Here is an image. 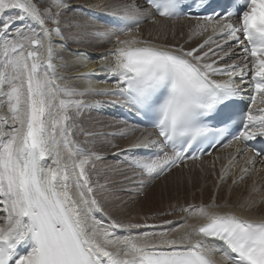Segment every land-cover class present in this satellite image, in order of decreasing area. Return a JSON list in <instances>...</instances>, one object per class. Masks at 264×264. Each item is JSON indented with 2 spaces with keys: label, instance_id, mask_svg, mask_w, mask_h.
<instances>
[{
  "label": "snow or ice",
  "instance_id": "6c2138e0",
  "mask_svg": "<svg viewBox=\"0 0 264 264\" xmlns=\"http://www.w3.org/2000/svg\"><path fill=\"white\" fill-rule=\"evenodd\" d=\"M213 3L113 4L103 32L78 34L112 43L99 57L106 61L99 82L112 86L97 88L89 80L81 88L54 63L57 48H66L64 0H0V264H215L216 254L223 264H264V220L221 213L215 198L182 206L187 215L167 228L124 223L105 214L102 203L120 200L115 193L125 190L111 185L146 186L211 155L209 149L237 145L221 182L246 152L241 181L256 171L257 158L264 162V151L251 144L264 139V0H226L219 10ZM157 17L195 18L191 38L203 39L186 48L141 36L140 24ZM209 28L213 35L206 36ZM94 96L112 99H88ZM103 105L124 108L155 130L124 149L112 144L114 156H125L117 167L126 164L132 172L120 169L118 182L105 177L101 183L97 165L106 156L89 145L102 133L81 123L85 110ZM117 123L123 137L139 130L128 120ZM191 217L198 223H188Z\"/></svg>",
  "mask_w": 264,
  "mask_h": 264
},
{
  "label": "rangeland",
  "instance_id": "374dc122",
  "mask_svg": "<svg viewBox=\"0 0 264 264\" xmlns=\"http://www.w3.org/2000/svg\"><path fill=\"white\" fill-rule=\"evenodd\" d=\"M76 1H78V0H76ZM76 1L70 0L69 2H67V0H64V3L67 5V7L63 10V15L65 16L64 17L65 21L63 19L64 22L61 23V28H62L64 35H65V38H66L64 41L66 46H68L69 48L74 49V50L76 49V51H79V50L83 51L84 50L83 48L89 47L91 44L93 45V43L97 44V41L98 42L101 41V38L103 39L104 37H100V36H96V35L78 36V34L89 32V31L90 32H96V31L97 32H101V31L103 32L106 29V27L111 24L110 22H112V20H109V18H108L110 15L107 16L106 18L98 16V15L96 16V14H94V13H96L97 9H95V8L91 9L92 8L91 6L88 7L87 5H85V4L82 5V3H79V2H78V5H76ZM125 1L126 2H129V1L132 2V0H124V1L119 0V2H121V3L125 2ZM38 2L47 3V2H50V0H38ZM82 10H84L85 12L83 13ZM89 10H91V11H89ZM89 13H90V15H89ZM103 13L106 14L105 12H103ZM85 18L86 19L93 18L96 22V25L89 23L90 27L87 25V28L85 30H82L80 27H77L78 21L79 22L87 21ZM104 22L105 23L107 22V23L105 24ZM143 23H147V22H142L140 24V27L143 25ZM171 24L172 23H170L169 26ZM174 24L179 25L180 30L177 31V33L174 35L173 39L171 37H166V39H165L166 43H168V44L179 43L186 48H191V47H194L196 45L195 43H198L203 39V38L200 39V37H197L196 41L197 40L198 41L196 42L193 38L188 43V41L186 40L187 37L183 36L187 33L184 31V28L182 27L184 25V23L175 22L172 25H174ZM98 27H100V28H98ZM138 31H139V34L141 36H143L145 38H149L147 36V35H149L150 39L153 40V37H152L153 33L147 34L146 32L148 30H147L146 26L142 29V31H141V29H139ZM122 36L120 37L121 39L128 38L126 36H123V37ZM182 36H183V38H182ZM206 36H207V34H206ZM184 37H185V39H184ZM57 38L58 37H56V39ZM199 39H200V41H199ZM156 41L157 40H153L154 43H160L159 41H157V42ZM82 44H83V46H82ZM105 44H104L105 45L104 48H101V47L100 48H94V49H92V51H94V52L104 51V49L107 50V48L109 49L110 46H112V43L107 42ZM80 46H82V47H80ZM86 49H88V48H86ZM94 97L93 98L88 97V99H95V100L112 99L111 97H105L104 98L103 96H94ZM103 107L107 108L108 105H103L100 107H94V108L85 110L84 115L81 118V123H82L83 127L88 131H92L95 133H102V135H96L94 137H91L90 139L92 140V144L89 145L90 147H94V149L96 151H98L100 154L106 156V159L101 161V162H98V165H97V167L101 170V176H100L101 183L104 182L105 177L109 178L112 181L118 182L122 179V176L119 174L120 169L124 170L125 173L129 176L132 175V172L130 170H128V166L126 164H119V166L117 167V162L124 160L125 156L123 154L120 156H114L113 153L118 151V148L119 149L127 148L128 146H124V145H125V143L129 142V140L132 139V135H129L127 137L121 136L119 133H120V130L122 128H124V125L121 123H117V121L121 120V119L117 118L112 113V111H107V110L104 111ZM114 119L116 121H114ZM113 133H115V135H112ZM130 137H131V139H130ZM77 139H79L80 141H83L84 137L78 136ZM112 144L118 145V148H113ZM128 155L131 156L132 154H128ZM204 161L206 162L209 160L204 159L202 162H204ZM200 163L201 162H186L185 164L181 165V167H179L177 169L176 168L173 169L171 171V173H169L167 175L165 173L164 175H162V177L160 176L157 179L151 180V182H146V186H143V187H137L136 185H128L127 182H125L124 185H121L119 183H115V184L111 185L115 189H120L123 187L125 190L117 191L115 193V195L120 197V200L114 199L115 201L113 204H110V201H113V200H110V201L108 200V201H104V202L102 201V203H104L105 208H106L105 213L108 215H111V216L114 214L113 216H115L116 218L115 217L114 218L117 220L119 218L125 220L126 217L132 218V217H134V215L135 216L138 215V216L146 217L145 220H147L146 222L148 224H155V225L156 224H163V223H167L169 221H172L173 218L176 216L183 219V216L185 217L187 215L186 213L180 211V208L183 205L184 206L185 205H199L201 203L206 204V203L210 202L212 200V198H215L214 195L216 194V192H214L213 190L211 192L208 191L209 192V193L207 192L208 195H206V197H204L205 201L201 202L202 199L200 198V196L202 197L205 194L204 192L206 191V188L211 189L212 186L204 187V185L206 184L204 182V180L203 179L198 180L197 179L198 177L196 175H194L192 173V171H190V169H193V168L195 169L198 166H200ZM208 163H206V165ZM106 165H111L112 168L108 169L105 167ZM256 166H258V165H256ZM186 173L189 175H187ZM247 178H250L249 179L250 182L245 184L246 187H245V190L243 189L244 190L243 196L245 194L244 192L247 191L246 188L248 187V184L249 185L252 184L253 186L257 187L255 189L257 191V193L258 192H260V193L262 192V194L264 193V171H259L255 178H251L250 175ZM178 185L180 187H178ZM201 190L202 191L205 190V191L203 193H201L202 192ZM165 191H166V193H165ZM221 194L225 195V196H223V198L229 196V194L226 192L225 189H222ZM262 194H261L259 199H260V201L264 202V194L263 195ZM177 200H178V202H180V204L173 206V207H170L171 205H169V203H171L173 201L174 202L173 204H175V202ZM182 200H184V201H182ZM181 201H182V203H181ZM191 201H193V203H191ZM243 201H245V202L249 201L250 202L253 200L248 199V197L247 198L245 197L243 199ZM145 202H147V204H148L147 206H146V204H144ZM258 204L259 203L257 202L255 204H253V206H257ZM107 210H108V212H107ZM160 211H162V212H160ZM165 213H170V214L165 215ZM136 223H138V222H136ZM144 223L145 222H142V224H144Z\"/></svg>",
  "mask_w": 264,
  "mask_h": 264
},
{
  "label": "bare ground",
  "instance_id": "6f19581e",
  "mask_svg": "<svg viewBox=\"0 0 264 264\" xmlns=\"http://www.w3.org/2000/svg\"><path fill=\"white\" fill-rule=\"evenodd\" d=\"M69 1L70 0H67V2H69ZM78 2L82 3V5L85 4L88 7L91 6L92 7L91 9H93V8L97 9L96 13H94V14H96V16L98 15V16L106 18L109 15L104 14L103 12L107 13L110 10V6H112L115 3H118L119 0H78V1H76V5H78ZM140 3L143 4L141 1H140ZM82 11H83V13L85 12L84 10H82ZM89 11H91V10H89ZM89 15H90V13H89ZM64 17L65 16L62 15V17H61L62 22L65 21ZM93 18H88V19L85 18L87 21H85V22H79L78 21L77 24L86 26V27H80L82 30H85L87 28V25L89 26V23L96 25V22ZM108 18H109V20H112L111 16H109ZM63 19H64V21H63ZM175 22L184 23V25L182 27L184 28V31L187 32L188 34L186 33L183 36L187 37L186 40L189 43V41L193 39V38H191L192 29L197 24V20L195 18L166 19V18L157 17L156 23H152V22L143 23V25L139 29H141V31H142V29L146 26V28L148 30L146 33L147 34L153 33L152 34L153 40H157L160 43H164L166 37H171L173 39V37L177 33V31L180 30L179 25H175V24L172 25ZM26 23L31 24L33 27H36V25L32 24L31 21H27ZM170 23H172V24L169 26ZM98 28H100V27H98ZM37 30H39L38 27H37ZM206 34H207V36L213 35L211 28H209L208 32L205 33V35ZM147 36L150 38L149 35H147ZM183 36H182V38H183ZM185 37H184V39H185ZM202 38L203 37H200V39H202ZM54 39H56V37H54ZM57 39H59V38H57ZM196 39H197V37L194 38L195 41H196ZM200 39H199V41H200ZM105 43H107V42H105V38H103V39L101 38V41H99V42L97 41V44L93 43V45L91 44L89 46L90 48L89 47H86L88 49L83 48L84 49L83 51H80V50L76 51V49L75 50L71 49L68 46H66V49L64 48L63 50L57 48L56 60L54 61V63H56L58 65V69H57L58 72L63 74L64 76L70 77L71 79L68 81V83L73 84L77 87H81V88L86 87L89 80L97 88L111 87L112 85L110 82L109 83L99 82L104 78L105 73L103 71H101V69L103 68L104 64L106 63V61L100 60L99 57L104 55L108 51V48H107V50L104 49V51H97V52L92 51V49H94V48H100V47L104 48L106 45ZM195 44H197V43H195ZM82 46H83V44H82ZM82 46H80V47H82ZM111 47L112 46H110V48ZM76 53H80V55L77 56ZM61 57L63 59H61ZM62 63L65 64L66 67H59V65ZM84 73H95V74L93 76L87 77L85 79H79L78 77H80L81 74H84ZM218 79H223V78L218 77ZM90 98H93V97H90ZM117 118H119V117L117 116ZM114 121H116V120L114 119ZM138 128H139V130L136 131L135 135H132V139L130 137L131 140H129V142L125 143L124 146H129V144L133 140H135L136 137H139L142 135H148L149 133L154 132V130H152V129L141 128L139 126H138ZM236 147H237V145H234L233 147H230V148H221V149H217V150H212L211 155H205V156L201 157V159L195 160V161H186V162H201L200 166H198L195 169L194 168L190 169V171H192V173L198 177L197 178L198 180H200V179L204 180V182L206 183L204 185V187L212 186L211 189L206 188V191L204 190L205 192L201 190L202 191L201 193H203V192L205 193L202 197L200 196V198L202 199L201 202L205 201L204 197H206V195H208L207 192L208 191L211 192L213 190L214 192H216V194L214 195L216 202H218L222 205V207L218 209L219 212L234 213L237 216H241V217H244L246 219L255 220V221L264 220V202L260 201V199H259L262 192L257 193V191L255 190L257 187L253 186L252 184H250V185L248 184V187H247L248 189L246 188L247 191L244 192L245 194L243 196V191L245 190V187H246L245 184L250 182L249 181L250 178H247L249 175H247L242 181L239 179L240 176L242 175L240 169L245 166L244 162L248 158V156H246V154H244V156L238 158L236 165L231 169V174L227 177L226 181L221 182L219 180L221 168L223 166L227 165L229 156H230V154H233L235 152ZM204 159H208L210 162L209 161L202 162ZM206 163H208V164L206 165ZM213 164L215 165V167H213ZM256 165H258V166H256ZM256 165H255L256 171L254 173L250 174L251 178H255L257 176V171H260L259 170L260 168L263 169L264 162H262L261 159H257ZM179 167H181V165L174 167L173 169H175V168L177 169ZM171 171L166 173V175L171 173ZM187 175H189V174H187ZM234 180L236 181L235 183L233 182ZM178 187H180V186L178 185ZM222 189L226 190V192L229 194L228 197L223 198V196H225V195L221 194ZM165 193H166V191H165ZM245 197L246 198L248 197V199H252L254 202L253 201H250V202L249 201L248 202L243 201V199ZM111 200H113V201L109 200L110 204H113L115 200L114 199H111ZM182 201H184V200H182ZM182 201H181V203H182ZM176 202H175V204H173L174 203L173 201L171 203H169V205H171L170 207H173V206L180 204V202H178V200ZM257 202L259 204L257 206H253V204H255ZM191 203H193V201H191ZM144 204H146V206L148 205L147 202H145ZM107 212H108V210H107ZM160 212H162V211H160ZM98 215H103V214H98ZM113 215H112V217L114 218L115 216H113ZM183 218H184V216H183ZM145 219H146V217L134 215V217H132V218L126 217L125 220L120 219V218L118 220L123 221L124 223H136V222H138V223L142 224V222L147 221ZM181 219L182 218H179L178 216H176L173 218L172 221H180ZM188 223H198V220L196 217H192V218H189ZM156 225H164L165 228L171 227V225H169L168 223L156 224ZM214 258L223 263L220 254L214 255Z\"/></svg>",
  "mask_w": 264,
  "mask_h": 264
}]
</instances>
